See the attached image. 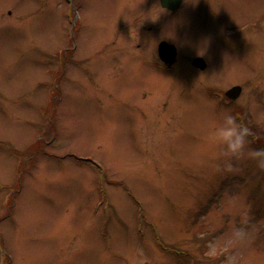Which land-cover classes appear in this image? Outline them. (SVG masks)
<instances>
[{
  "label": "rangeland",
  "instance_id": "obj_1",
  "mask_svg": "<svg viewBox=\"0 0 264 264\" xmlns=\"http://www.w3.org/2000/svg\"><path fill=\"white\" fill-rule=\"evenodd\" d=\"M165 38L177 74L142 60ZM225 110L264 148V0H0V264H264V168L210 142Z\"/></svg>",
  "mask_w": 264,
  "mask_h": 264
},
{
  "label": "clouds",
  "instance_id": "obj_2",
  "mask_svg": "<svg viewBox=\"0 0 264 264\" xmlns=\"http://www.w3.org/2000/svg\"><path fill=\"white\" fill-rule=\"evenodd\" d=\"M251 135L252 129L248 125L238 121L231 111L225 110L210 130L209 140L220 146L226 157H238L247 150L250 157L257 159L258 166L264 168V148L250 149L248 143ZM228 167L231 168L230 162Z\"/></svg>",
  "mask_w": 264,
  "mask_h": 264
},
{
  "label": "water",
  "instance_id": "obj_3",
  "mask_svg": "<svg viewBox=\"0 0 264 264\" xmlns=\"http://www.w3.org/2000/svg\"><path fill=\"white\" fill-rule=\"evenodd\" d=\"M161 1H162L163 6L169 7L173 10H176L181 2V0H161ZM159 52H160L161 58L169 62H172L173 59H175L176 54H177L176 46L166 41L161 42L159 46ZM194 63L201 67L206 66V64L204 63V59L202 57L196 58ZM240 92H241L240 86H235L231 88L230 90H228V94L231 97L238 96Z\"/></svg>",
  "mask_w": 264,
  "mask_h": 264
},
{
  "label": "flooded vegetation",
  "instance_id": "obj_4",
  "mask_svg": "<svg viewBox=\"0 0 264 264\" xmlns=\"http://www.w3.org/2000/svg\"><path fill=\"white\" fill-rule=\"evenodd\" d=\"M184 5V1L182 2V5H181V7H179V9L181 10V8H182V6ZM179 9L177 10V11H172V10H169L168 9V11L170 12V13H178L179 12ZM163 40H167V41H169V42H171L170 40H168V39H163ZM162 40V41H163ZM173 43V42H172ZM178 54H180V51H179V48H178V46H177V58H178ZM198 56V55H197ZM141 57H142V60L143 61H145L144 59H147V61H145L147 64H149L152 68H154L156 71H159L160 73H164V74H168V73H172V74H177L178 73V69H177V62L179 61V59H175V61H173V63H171V64H167V62H164L162 59H160V57H159V59L158 60H151V59H149V56L148 55H145V54H141ZM208 62V61H207ZM192 63H193V59H192ZM196 67V66H195ZM198 68V67H197ZM199 69V68H198ZM209 69V63H208V65H207V68L206 69H204V70H201V69H199V70H201V71H203V72H205V71H207ZM233 85H236V84H233ZM233 85H231V86H233ZM230 87V86H229ZM228 87V88H229ZM228 88H225L224 90H223V92H225L226 91V89H228ZM214 89V88H213ZM209 97H211V96H209ZM208 97V98H209ZM211 98H214V97H211Z\"/></svg>",
  "mask_w": 264,
  "mask_h": 264
},
{
  "label": "bare ground",
  "instance_id": "obj_5",
  "mask_svg": "<svg viewBox=\"0 0 264 264\" xmlns=\"http://www.w3.org/2000/svg\"><path fill=\"white\" fill-rule=\"evenodd\" d=\"M181 5H182V3H181ZM181 5H180V7H181ZM172 11H174V10H172ZM179 11H180V9H179ZM175 61V60H174ZM157 72H159V71H157ZM58 86H59V83H58Z\"/></svg>",
  "mask_w": 264,
  "mask_h": 264
}]
</instances>
